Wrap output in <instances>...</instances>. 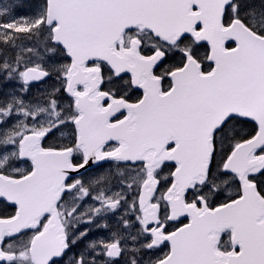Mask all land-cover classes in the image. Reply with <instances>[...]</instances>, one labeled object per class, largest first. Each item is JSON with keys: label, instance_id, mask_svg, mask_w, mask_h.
I'll list each match as a JSON object with an SVG mask.
<instances>
[{"label": "snow or ice", "instance_id": "obj_1", "mask_svg": "<svg viewBox=\"0 0 264 264\" xmlns=\"http://www.w3.org/2000/svg\"><path fill=\"white\" fill-rule=\"evenodd\" d=\"M0 264H264V0H0Z\"/></svg>", "mask_w": 264, "mask_h": 264}, {"label": "flooded vegetation", "instance_id": "obj_2", "mask_svg": "<svg viewBox=\"0 0 264 264\" xmlns=\"http://www.w3.org/2000/svg\"><path fill=\"white\" fill-rule=\"evenodd\" d=\"M37 87H39V85Z\"/></svg>", "mask_w": 264, "mask_h": 264}, {"label": "trees", "instance_id": "obj_3", "mask_svg": "<svg viewBox=\"0 0 264 264\" xmlns=\"http://www.w3.org/2000/svg\"><path fill=\"white\" fill-rule=\"evenodd\" d=\"M23 11V10H22Z\"/></svg>", "mask_w": 264, "mask_h": 264}]
</instances>
